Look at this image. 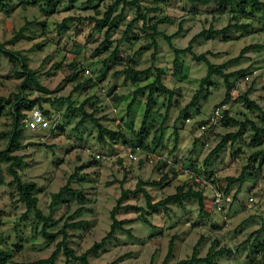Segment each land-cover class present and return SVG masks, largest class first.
Wrapping results in <instances>:
<instances>
[{
	"label": "rangeland",
	"instance_id": "374dc122",
	"mask_svg": "<svg viewBox=\"0 0 264 264\" xmlns=\"http://www.w3.org/2000/svg\"><path fill=\"white\" fill-rule=\"evenodd\" d=\"M113 1L56 0L52 10L45 6L44 0L33 3L3 0L0 6V42L28 24L23 34L5 47L21 52L37 82H25L20 69L18 73L13 71L16 61L0 53V98L5 99L0 102V151L7 149L14 112L18 109L22 114L18 149L10 154L23 158L20 177L36 184L38 207L51 217L46 232L56 234L46 239L41 233L43 222L33 212L21 217L25 206L18 201L15 187L7 185L11 180L8 162L0 159L4 179L0 185V235L13 251V261L48 257L62 239L60 230L64 224H70L65 228L68 245L76 255H81L109 230V213L122 191L134 190L142 180L149 182L144 188L152 202L174 194L183 184L202 190L206 213L199 212L193 199L183 200L182 205L170 202L165 209L153 211L141 193L127 195L122 205L138 209L122 208L116 217L128 220L124 227L129 232L118 230L102 249L88 254V264H162L170 242L169 263L189 258L195 246L198 256L204 257L213 245L215 250L222 247L227 250L216 258L219 264H264V152L247 169L242 184L227 185V178L241 174L251 154L264 150V141L253 146L252 131L247 126L242 137L227 143L205 165V158L221 136L237 130L236 126H222L220 121L206 131L199 128L198 123L207 120L215 106L226 99L223 79L216 75L209 78L204 85L205 97H199L195 106L187 110V120L180 111L199 88L206 74L205 64L185 53L179 56L180 64L174 65V53L167 42L156 35L154 48L149 30L141 20L129 29L130 42L122 39L136 15L134 7L122 3L113 13L117 15V27L111 32L110 43L98 49L105 29H96L93 19L81 18H101ZM141 3L151 8L149 16L167 19L158 23L157 28L171 35L173 45L178 48L186 47L194 35L210 26L218 29L229 23L237 25L228 33L229 39L203 35L193 43V48L197 54H206L210 62L220 64L236 57L247 45L257 46L225 68V72H238L240 77L229 100L222 105L228 116L249 119L260 126L256 111L246 108L241 95L250 89L248 98L264 110V8L248 4L245 13H241L236 6H226L222 12L214 2L141 0ZM68 17L72 19L59 33L57 24ZM115 48L117 51L112 53ZM131 58L136 60L137 69L153 66L141 76L139 86L152 82L158 67L163 70L162 83L173 91L167 113L168 94L157 93L156 105L142 136L139 132L148 92L138 94L128 108L136 85L121 74L127 64H132ZM245 71L248 74L241 75ZM70 93L71 106L66 100ZM19 94L25 103L16 99ZM35 106L43 110L49 121L48 128L40 132L30 131L25 122ZM79 106L106 128L122 131L125 139L99 141L97 128L89 118L82 119ZM133 143L142 147L135 149V158L127 160L122 149ZM95 152L105 154V159H94ZM153 154L160 159L148 161V155ZM164 175L166 179H162ZM195 177H200V183L194 181ZM69 178L70 184L64 191L66 200L51 208L50 195L65 186ZM215 190L231 197V202L220 211L210 208ZM55 263L82 264L77 260L66 261L62 252Z\"/></svg>",
	"mask_w": 264,
	"mask_h": 264
},
{
	"label": "trees",
	"instance_id": "16d2710c",
	"mask_svg": "<svg viewBox=\"0 0 264 264\" xmlns=\"http://www.w3.org/2000/svg\"><path fill=\"white\" fill-rule=\"evenodd\" d=\"M28 0H26L27 2ZM45 1V6L48 9H53V6L56 2V0H44ZM156 2H159L161 0H155ZM188 2L192 4H210V3H216L219 10L224 12L226 9V6H236L237 10L241 13H245V7L246 5H252V6H257L260 8H264V2H260L259 0H187ZM31 2V0H30ZM33 3V0H32ZM122 3V6H131L134 7L136 15L134 18L129 22L126 30L124 31L122 35V39H126L127 41L130 42V38L127 36L129 29L132 27V25L137 21L141 20L142 24L147 27V30H149V37L152 39V43L154 44V48L157 46V40L155 39L156 35H161L163 39L167 42L168 46L172 49L174 53V65H178L179 63V56L181 54H190L192 58L197 61V62H203L206 66V74L205 76L201 79V82L199 84V88L197 91L194 93L192 99L190 102L180 111V115L185 116L188 118L187 110L190 107H194L196 101L199 99V97H205L203 94L204 90V85L205 83L209 80V78L212 75L220 76L223 79V82L225 83L226 86V96L225 100L221 102L222 104L225 103V101L229 100L230 98V93L234 88L235 81L240 77L238 72H225V68L233 62L239 61V59L242 57L243 53L246 52L247 50L251 48H255L257 46L255 45H247L241 49L239 54L236 57L230 58L227 61L220 63V64H214L210 62L206 54L200 53L197 54L194 51L193 48V43L203 35L206 36H213V35H219L223 36L224 39H229L227 37L228 33L235 27H237L236 24H227L226 26L222 28L215 29L213 26H210L207 29H203L201 32L198 34L194 35L188 42V45L184 48H178L173 45L172 43V36L171 35H166L163 32H161L158 28L157 25L160 22H165L167 21L166 18H157L154 19L153 17L149 16V12L151 11V8H147L143 6L141 3V0H114L110 4L107 5L103 15L101 18H94L90 16L89 18H81L82 20L85 19H93L94 20V25L96 29L104 30V39L98 46V49L105 47L108 45L111 41L110 35L113 30L116 29V18L117 15H114V11L117 8V6ZM0 6H3V0H0ZM72 18H64L59 24H57V30L59 33H62L65 29L66 23L70 21ZM80 20V21H82ZM28 24H24L22 27H20L14 35L8 39L0 42V53H2L4 56H6L10 60H15L16 64L13 66V71L15 73L21 72L24 74L25 82L27 81H34L36 84V77L34 72L27 66L26 59L25 57L21 54L19 51H14V50H9L5 47L7 43H12L14 42L17 37H19L21 34H23L24 29L26 28ZM118 46V45H117ZM117 50L116 48L114 49L115 53ZM153 57V55H152ZM131 63L127 64L125 68L121 70V74L124 75L126 79H129L133 84L136 85V89L134 91V95L129 103V107L136 101V96L143 91H147V97L145 101V107L142 115V121H141V129L139 132V135L142 136L145 132V129L148 124V120L152 114L153 108L156 105L157 102V93L161 92L162 94H168V102L166 105V113L169 111L171 107V99L173 95V91L170 88H167L161 81V76L163 74V70L161 68L156 67V76L154 80L144 86H139V82L141 80V76L145 75L152 69V65L149 66L146 69H137L135 67L136 60L131 58ZM248 72H242L241 75L246 76ZM242 77V76H241ZM24 82V83H25ZM79 88L76 86L74 90L76 91ZM72 93V92H71ZM71 93L66 97V100L68 102V105L71 106L70 102V96ZM250 93V89L247 90L243 95H241V98L244 102V105L246 108H248L251 111H256L257 113V118L261 122V125H256L252 120L245 119V120H239V119H234L230 116H228V111L223 110L222 113V118L220 119V123L222 126H236L237 130L235 132H230L227 133L223 136H221V140L218 142V144L211 150L209 155L205 158L204 164L208 165L209 161L214 158L219 152H221L227 143H234L236 142L242 135L245 133L247 126L250 127L252 131V139H251V144L253 146H257L261 144L264 141V110L253 100L248 98V94ZM17 100H20L21 102H24L26 100L21 99V95L16 96ZM4 98H0V102L4 101ZM219 104V105H222ZM217 105V106H219ZM215 106V107H217ZM41 109V108H40ZM42 110V109H41ZM75 110V109H74ZM77 110L82 111L83 116L82 119L84 118H89L90 121L95 125L97 128V137L99 141L102 143H105L106 140L114 141L117 142L121 139H125V135L122 131L120 130H111L106 128L98 118L93 117L92 114H88L84 112L82 109V106H79ZM43 112V110H42ZM44 114V112H43ZM22 118L21 112H19L18 109L14 112V123L13 127L10 131L9 134V140L7 144V149L0 151V159L5 160L8 162L6 168L9 174L11 175V180L7 183V185L11 187H15L16 194L18 196V201L22 202L25 206V211L21 215V217L27 215L30 212H33L35 218H37L38 221H42L43 224L41 226V233L46 239H52L56 236V234L48 233L46 232V228L48 226V223L51 220L50 214L49 215H44L40 208L38 207V198L34 194V191L36 190V184L33 181H28V180H22L20 177V168L23 162V158L18 155H11L10 151L14 149H18V138H19V127L21 125L20 119ZM207 120L200 121L198 124L201 125L203 123H206ZM214 126L208 127L206 130L209 128H212ZM205 130V131H206ZM176 138H177V132L175 131ZM134 145L131 146L133 148L138 147L141 148L142 146L139 143H133ZM261 152H264V150H260L257 152H254L251 154V156L248 158L247 165L242 169L241 174L237 177H229L227 178V185L228 187L231 186L234 183H240L242 184L245 179V172L247 169H249L255 159L261 154ZM95 162V160L93 159ZM70 179L68 180L67 184L63 186L58 192L52 193L50 195V207H54L58 202L60 201H65L66 197L64 195V191L68 189V185L70 184ZM162 179H166L165 175L163 176ZM4 183V179L0 174V185ZM148 181H142L139 180L136 183L135 189L134 190H123L121 196L116 200V204L112 207L110 210V219L111 223L109 226V230L107 233L100 239L98 242H94L90 248H88L84 253L81 255H76L73 248H71L66 239H67V234H66V227L70 226V224H64L63 228L60 230L62 234V239L57 242L54 250L51 252V254L46 257V258H41L29 262H14L13 261V251L6 245L4 238L0 235V264H56L55 263V258L56 256L62 252V254L65 256L66 261L69 260H77L80 261L82 264H88L87 256L91 252H96L104 247V245L114 236V234L118 230H122L125 232H129L127 228L124 227V225L128 222L127 219H118L116 217L118 211L122 208H130L133 210L138 209L137 207L131 205V206H126L122 205L124 197L127 195H132V196H137L139 193L142 194V196L145 199V203L147 207L153 211L158 210L160 208H166L167 204L170 202H175L180 205H182L183 200L186 199H193L197 201L198 207H199V212L200 213H206L204 207H205V197L203 195L202 190H196L193 187L190 186H185L184 184L177 187L176 191L174 194H171L167 196L166 198L159 200L157 202H152V197L150 194L147 192V190L144 188L145 185H148ZM152 184H157L159 185V182L153 183ZM226 194V193H225ZM210 208H212V202L210 203ZM263 224H264V217H263ZM263 227V226H262ZM171 249H172V242L169 243L168 247V252L166 254V257L162 264H219L216 261L217 257H220L224 255L227 250L225 248H219L217 250L214 249L213 245L208 249L206 255L204 257H199L197 253V246L193 248V251L191 253V256L187 259H181L178 260L174 263H169L168 259L171 254Z\"/></svg>",
	"mask_w": 264,
	"mask_h": 264
},
{
	"label": "built area",
	"instance_id": "2783aa9c",
	"mask_svg": "<svg viewBox=\"0 0 264 264\" xmlns=\"http://www.w3.org/2000/svg\"><path fill=\"white\" fill-rule=\"evenodd\" d=\"M84 72L88 73V69H84ZM222 113H223V105H219L215 107L213 109L212 114L207 119L206 123H203L200 125L199 128L201 129V131H205L210 126H216L218 122L220 121V119L222 118ZM188 119L189 118H187V120ZM25 122H26V127L32 132L43 131L47 129L49 125V121L43 114L42 110L37 106L33 107L30 110L29 114L26 117ZM137 148L138 147L133 148L131 146H127L126 148L122 149V155H124L127 160L133 159L135 158L134 151ZM92 155L94 159H101V160L105 159V154L95 152ZM118 155L119 154H114V157H118ZM147 158H148V161L152 162L154 158L156 160L160 159V156L153 154V155H148ZM194 181L196 183H200V177L199 178L195 177ZM211 202H212V207L215 210L220 211L224 204L231 202V197L228 196V194H225L221 190H215L211 198Z\"/></svg>",
	"mask_w": 264,
	"mask_h": 264
}]
</instances>
